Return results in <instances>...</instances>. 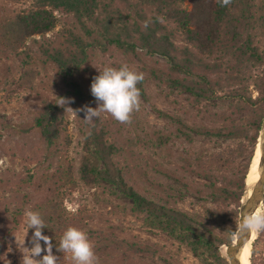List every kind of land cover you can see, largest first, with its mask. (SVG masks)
<instances>
[{
  "label": "trees",
  "instance_id": "1",
  "mask_svg": "<svg viewBox=\"0 0 264 264\" xmlns=\"http://www.w3.org/2000/svg\"><path fill=\"white\" fill-rule=\"evenodd\" d=\"M30 1L27 8L0 15V56L4 59L9 55L19 57L24 67L18 76L5 79L14 89L35 92L33 80L37 71L31 66H47L53 71L55 82L62 87L58 99L72 100L74 109H78V104L94 106L96 101L90 88L95 77L92 60L96 48L102 56L111 54L112 49L126 57L130 54L138 57L143 53L148 58L163 59L162 64L155 60L153 64L159 68H146L147 73L170 88L190 94L195 104L201 99L212 100L219 93H223L226 99H236V104L230 103L226 110L214 114V125L210 127L187 128L175 116H168L175 124L177 134L188 143H191V138L186 131L234 142L233 148L209 157L199 154L192 160L179 158L181 173L194 174L208 181V198L214 207L202 216L189 215L171 207L167 198L162 204L153 202L128 186L122 170L112 162L117 150L105 139L109 131L104 124L94 123L89 127L83 139L84 155L76 170L78 182L86 186L100 181L117 189L130 200L129 211L132 214H145L147 227L163 231L184 245L200 264H227L218 247L228 245L233 238L224 237L219 231L230 236L235 232V228L228 225L237 216L264 107V44L261 48L258 45L260 38L264 42V0H232L226 7H221L217 0H185L186 7L183 6L184 0ZM54 13L71 16L76 29L62 28L52 39H46L45 34L51 32L57 22ZM146 21L151 23L144 29ZM173 39L179 44L176 45ZM27 40L35 46L34 58L30 56L32 49L26 45ZM254 68L258 69L255 78L252 77ZM251 81L257 93L253 100L246 93ZM82 84L87 92L82 91ZM138 87L143 95L141 83ZM37 96L39 107L32 119L17 128L20 133L36 136L46 154L57 155L60 152L58 139L65 127L62 109L56 101L48 100L41 93ZM152 136L154 145L160 148L165 147L169 139L167 134L157 131L152 132ZM138 142L136 139L129 145ZM129 155H132L131 150ZM243 156L245 161L238 163L230 174H217ZM167 176L180 189H188L172 172ZM19 183L32 189L34 196L30 210L42 216L46 225L42 233L50 237L53 254L61 257L65 253L58 252L56 246L64 231L68 227L79 229L83 218L79 211L66 215L62 204L63 195L76 184L71 168L58 166L49 175L26 174ZM167 189L172 193L180 192L178 188ZM7 191L12 193V198L16 197L17 192L12 187ZM22 199L29 197L22 195ZM21 218L17 209L0 206V253ZM85 232L89 238L99 240L94 244L96 255L118 253L122 262L128 263L130 254H148L146 246L115 239L113 233L107 236L101 232ZM263 235L264 232L256 233L250 244V264H254L255 245ZM41 245L45 247L43 241Z\"/></svg>",
  "mask_w": 264,
  "mask_h": 264
},
{
  "label": "rangeland",
  "instance_id": "2",
  "mask_svg": "<svg viewBox=\"0 0 264 264\" xmlns=\"http://www.w3.org/2000/svg\"><path fill=\"white\" fill-rule=\"evenodd\" d=\"M30 2V0L18 2L0 0V15L13 14L27 8ZM183 6H187L185 0ZM54 14L57 17V22L54 29L45 34L46 39H52L62 28L76 29L77 25L71 16ZM34 39L38 40V37H34ZM172 41L176 45L179 44L176 39ZM263 44L264 42L260 38L259 47L261 48ZM26 45L32 49L30 56L36 57L35 46L31 40H27ZM94 52L93 60L91 57L94 76H97L99 70H103L105 66L114 67V65L122 64L128 65L134 71L142 72L144 75V80L141 83L143 90L141 108L140 111L133 114L131 124L119 123L107 113H101L100 118L94 121L98 125L104 124L108 129L109 134L105 139L114 144L117 150V153L112 156V162L122 170L127 185L139 195L158 204H162L163 199L167 198L171 207L189 215H204L207 210L214 207L208 198L206 185L208 181L194 174L181 173L178 169L181 163L179 158L188 157L192 160L199 154L209 157L214 153L224 152L227 148H233L234 142L200 136L186 131L191 138V143H188L177 134L175 124L168 119V116H175L187 128L199 125L210 127L214 125V114L226 110L230 103L231 105L236 104V99H226L223 97V93H219L212 100L201 99L195 104L192 102L190 94L170 88L147 73L146 68H159L153 64L155 60L158 64H162L164 63L163 59L148 58L143 53H140L138 57L133 54L126 57L112 49L111 54L103 56L96 48H94ZM23 68L19 57L9 55L7 59H4L0 56V206L9 210L17 209L22 215L20 224L7 238L5 246L1 249L0 264H21L23 253H27V249L24 247H32L33 230L27 228L25 212L31 209L34 193L30 187H24L19 183L20 179L24 178L26 174L35 176L52 174L55 167L58 166L60 168L69 166L72 177L76 181L73 189L63 195L62 204L65 214L68 216L73 214L67 211V206H78L77 212L79 211L83 216L79 229L101 232L107 236L109 233H113L115 239L134 242V244L148 248V254H130L131 258L128 263H123L122 256H119L118 253H101L97 255L99 264H200L184 245L163 231L147 227L145 214H132L129 211L130 200L117 189L100 181L98 184L90 186L78 182L76 170L80 158L84 155L83 139L89 127L94 123L83 120L84 112L77 110L83 109L85 106L95 108L97 104L95 103L94 106L90 103L84 106L78 104V109H74L71 105L72 100L64 98L68 103L63 107L60 106L62 99H58V97L62 92V87L55 82L54 73L47 66H31L37 71L33 80L35 92L14 89L5 82V79L18 76ZM253 71L252 77L255 78L258 69L254 68ZM77 79L80 82V78L77 77ZM82 91L87 92L84 90L83 84ZM37 93H41L48 100L56 101L62 109V123L65 127L58 139L60 152L57 155L46 154L43 145L38 142L36 136L20 133L17 128L19 125L28 123L38 109L39 97ZM246 93L251 100L257 96L253 81L248 83ZM67 108L73 109L74 112L66 110ZM155 131L169 136L165 147L160 148L154 145L152 132ZM136 139H139L138 143L133 146L129 145ZM246 147L249 148V145ZM128 149L132 152L131 156ZM245 159L246 157L243 156L238 161H232L228 168H223L224 171H218L217 174H230L237 164L244 162ZM170 172L181 179L188 189H180L173 180L169 179L167 175ZM17 184L19 185L18 190L16 189ZM9 187L17 192L15 198H12V193L7 191ZM167 187L178 188L180 192L172 193ZM22 195L28 196L29 199H22ZM236 219H233L228 226L236 229ZM219 234L233 238L222 231H219ZM24 239L25 244L22 247ZM90 240L93 245L99 241L96 238H90ZM223 246L225 245L218 247L221 257L224 252ZM252 258L254 264H264V235L259 237ZM207 260L211 262L208 257ZM59 264H73L71 254L62 255Z\"/></svg>",
  "mask_w": 264,
  "mask_h": 264
},
{
  "label": "clouds",
  "instance_id": "3",
  "mask_svg": "<svg viewBox=\"0 0 264 264\" xmlns=\"http://www.w3.org/2000/svg\"><path fill=\"white\" fill-rule=\"evenodd\" d=\"M221 7L229 6L232 0H217ZM151 21H146L144 29L149 27ZM144 80L142 72L134 71L128 65L122 64L118 68L105 66L99 70V75L95 76L91 83V95L95 98L97 107L85 106L83 111L85 120L94 123L99 119L101 113L109 114L114 120L122 124H131L133 114L141 108V90L138 87ZM68 101L62 99L60 106H64ZM66 110H72L67 108ZM74 112V111H73ZM76 113V112H75ZM78 206H67V211L75 214ZM26 225L28 230L33 229L31 237L32 247H22L27 249L23 253L21 264H59L60 257L53 254V244L49 236L44 235L42 230L46 228L42 216L35 211L25 212ZM242 230L248 233L264 232V212H253L242 220ZM41 241L45 247H42ZM60 253H70L73 264H99L98 257L94 250L88 234L76 227H68L56 246ZM42 253H46L43 254Z\"/></svg>",
  "mask_w": 264,
  "mask_h": 264
},
{
  "label": "water",
  "instance_id": "4",
  "mask_svg": "<svg viewBox=\"0 0 264 264\" xmlns=\"http://www.w3.org/2000/svg\"><path fill=\"white\" fill-rule=\"evenodd\" d=\"M257 151V179L253 182L244 183V189L240 197L237 207L236 229L233 234V241L228 245L223 246V257L227 264H239L238 256L244 244L251 242L254 239L255 231L248 233L242 230V220L249 214L256 212L261 213L264 201V109L260 118V123L257 132L256 144L254 152ZM253 157V156H252ZM250 242V243H251Z\"/></svg>",
  "mask_w": 264,
  "mask_h": 264
},
{
  "label": "bare ground",
  "instance_id": "5",
  "mask_svg": "<svg viewBox=\"0 0 264 264\" xmlns=\"http://www.w3.org/2000/svg\"><path fill=\"white\" fill-rule=\"evenodd\" d=\"M257 158H258L257 151H255L250 161V164H249L248 173H247L248 176H246L247 180L245 179L246 184L253 182L257 179V176H256ZM252 238H253V235L250 237L249 242L244 244V246L242 247L240 254L238 256L239 264H249L250 242ZM222 250H224V248Z\"/></svg>",
  "mask_w": 264,
  "mask_h": 264
}]
</instances>
